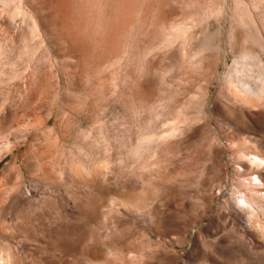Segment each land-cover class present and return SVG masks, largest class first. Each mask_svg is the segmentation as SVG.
I'll use <instances>...</instances> for the list:
<instances>
[{
	"label": "rangeland",
	"instance_id": "rangeland-1",
	"mask_svg": "<svg viewBox=\"0 0 264 264\" xmlns=\"http://www.w3.org/2000/svg\"><path fill=\"white\" fill-rule=\"evenodd\" d=\"M0 264H264V0H0Z\"/></svg>",
	"mask_w": 264,
	"mask_h": 264
}]
</instances>
